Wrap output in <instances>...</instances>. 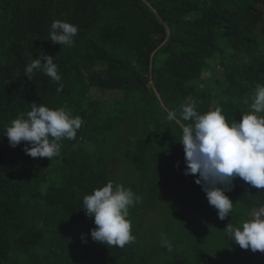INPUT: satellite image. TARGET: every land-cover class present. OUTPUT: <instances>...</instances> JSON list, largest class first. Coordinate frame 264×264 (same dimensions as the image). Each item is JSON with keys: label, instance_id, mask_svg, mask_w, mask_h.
I'll return each instance as SVG.
<instances>
[{"label": "trees", "instance_id": "1", "mask_svg": "<svg viewBox=\"0 0 264 264\" xmlns=\"http://www.w3.org/2000/svg\"><path fill=\"white\" fill-rule=\"evenodd\" d=\"M55 20L78 26L73 46L50 40ZM43 53L61 92L39 70L25 76ZM257 84L264 0H0V264H264L224 231L264 209V189L235 178L221 221L198 175H185L190 122L167 120L195 101L199 114L221 107L240 122ZM32 103L82 118L51 160L6 136ZM108 181L139 197L128 217L136 239L123 248L93 241L83 210Z\"/></svg>", "mask_w": 264, "mask_h": 264}, {"label": "clouds", "instance_id": "2", "mask_svg": "<svg viewBox=\"0 0 264 264\" xmlns=\"http://www.w3.org/2000/svg\"><path fill=\"white\" fill-rule=\"evenodd\" d=\"M77 34L78 26L67 21L55 20L51 24L50 40L55 44L71 47ZM37 70L59 84L57 92L63 91L58 65L52 56L43 53L33 59L25 68L27 79L31 80ZM250 109L240 122H230L221 107L199 114L195 101L183 105L179 116L176 111L167 115L170 122H190L181 125L179 140L186 154L185 175H198L195 182L202 185L221 221L230 216L234 207L226 191H231L228 186L235 178H241L256 189H264V85H256ZM82 124L81 117L73 116L64 107L50 109L42 103H32L26 116L11 121L6 136L12 147L26 142L24 150L30 157L51 160L61 152L60 141L76 139ZM138 200L131 188L112 181L85 195L83 210L94 218L97 226L91 231L93 241L121 248L133 243L136 237L128 217L129 209ZM224 231L229 240L242 249L264 252V209L252 219L241 221L239 226L229 223ZM165 245L172 250L166 239Z\"/></svg>", "mask_w": 264, "mask_h": 264}, {"label": "rangeland", "instance_id": "3", "mask_svg": "<svg viewBox=\"0 0 264 264\" xmlns=\"http://www.w3.org/2000/svg\"><path fill=\"white\" fill-rule=\"evenodd\" d=\"M204 77H209V74L208 73H205L204 74ZM260 211H261L260 209H254L253 212H252V216H255V214H257Z\"/></svg>", "mask_w": 264, "mask_h": 264}]
</instances>
